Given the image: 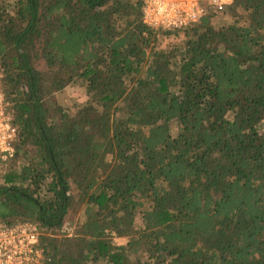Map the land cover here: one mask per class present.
Returning <instances> with one entry per match:
<instances>
[{
	"label": "trees",
	"instance_id": "1",
	"mask_svg": "<svg viewBox=\"0 0 264 264\" xmlns=\"http://www.w3.org/2000/svg\"><path fill=\"white\" fill-rule=\"evenodd\" d=\"M144 1L0 0V224L47 264H264V0L178 29Z\"/></svg>",
	"mask_w": 264,
	"mask_h": 264
},
{
	"label": "built area",
	"instance_id": "2",
	"mask_svg": "<svg viewBox=\"0 0 264 264\" xmlns=\"http://www.w3.org/2000/svg\"><path fill=\"white\" fill-rule=\"evenodd\" d=\"M232 0H145L143 17L154 28L178 29L188 27L203 18L211 7L217 10ZM0 71V157L14 151L18 130L7 110L1 85ZM37 224L4 227L0 224V264H47L46 249L40 240Z\"/></svg>",
	"mask_w": 264,
	"mask_h": 264
},
{
	"label": "rangeland",
	"instance_id": "3",
	"mask_svg": "<svg viewBox=\"0 0 264 264\" xmlns=\"http://www.w3.org/2000/svg\"><path fill=\"white\" fill-rule=\"evenodd\" d=\"M222 9H218V11H221ZM222 15H219L216 17V19L220 18ZM171 42V37L165 39L163 45H167L168 43ZM58 101L65 105L66 107H74L81 102H83L87 98V91L86 88L83 85H74L65 88L61 92L57 93L56 95ZM136 223L137 225H141L142 223V211L139 209L136 215ZM115 236V235H114ZM126 239L125 238H119L115 237V242L118 244L125 243Z\"/></svg>",
	"mask_w": 264,
	"mask_h": 264
}]
</instances>
